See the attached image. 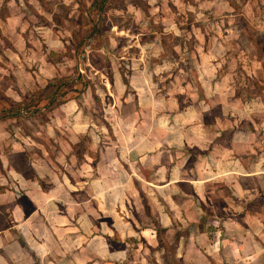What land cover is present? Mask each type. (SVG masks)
<instances>
[{"label": "rangeland", "instance_id": "rangeland-1", "mask_svg": "<svg viewBox=\"0 0 264 264\" xmlns=\"http://www.w3.org/2000/svg\"><path fill=\"white\" fill-rule=\"evenodd\" d=\"M0 264H264V0H0Z\"/></svg>", "mask_w": 264, "mask_h": 264}, {"label": "crops", "instance_id": "crops-1", "mask_svg": "<svg viewBox=\"0 0 264 264\" xmlns=\"http://www.w3.org/2000/svg\"><path fill=\"white\" fill-rule=\"evenodd\" d=\"M58 199H55V200H53V199H51V201L53 202H55L56 204H58V202H56ZM162 219H163V222H165L166 220H167V215H164L163 217H162Z\"/></svg>", "mask_w": 264, "mask_h": 264}]
</instances>
